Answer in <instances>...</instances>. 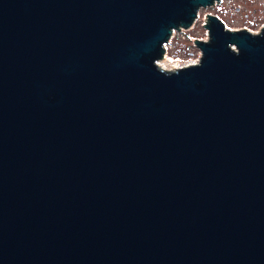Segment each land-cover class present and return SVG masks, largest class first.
<instances>
[{
  "label": "water",
  "instance_id": "water-1",
  "mask_svg": "<svg viewBox=\"0 0 264 264\" xmlns=\"http://www.w3.org/2000/svg\"><path fill=\"white\" fill-rule=\"evenodd\" d=\"M214 1L0 0V264H264V28L155 63Z\"/></svg>",
  "mask_w": 264,
  "mask_h": 264
},
{
  "label": "rangeland",
  "instance_id": "rangeland-1",
  "mask_svg": "<svg viewBox=\"0 0 264 264\" xmlns=\"http://www.w3.org/2000/svg\"><path fill=\"white\" fill-rule=\"evenodd\" d=\"M210 13L220 17L228 29H244L252 33L260 30L264 25V0H221L217 5L203 7L200 9L196 27L189 32L179 33L174 42L181 44L189 41L191 43L186 45H192L189 36L195 37L204 33L201 25ZM175 52L183 54L178 47L175 48Z\"/></svg>",
  "mask_w": 264,
  "mask_h": 264
},
{
  "label": "built area",
  "instance_id": "built-area-1",
  "mask_svg": "<svg viewBox=\"0 0 264 264\" xmlns=\"http://www.w3.org/2000/svg\"><path fill=\"white\" fill-rule=\"evenodd\" d=\"M218 3L219 2L215 0L213 5H217ZM200 9L197 12L198 18L196 17L194 24L190 28L180 27V29H174L168 41L163 44L164 51L166 52L163 53L162 58L158 59L155 62L156 66L160 70L171 73V72H176L179 69H183V68H187L191 66H197L201 64L204 54H203L202 49L198 46L196 41L209 42L211 40L210 30L205 25L209 24V15H213V14L211 13L208 14L206 17V20L202 23L201 27L204 29V33L202 35L195 36V37L189 36V39L192 41V45L190 46L186 45V44L191 43L189 41L188 43H181V44L174 42V39L177 37V35H179V33L189 32L190 30L196 27V23L199 20V16H200ZM263 28H264V25L263 27L260 28V30L256 32H252V34H259ZM176 47H178L179 51H182L183 54L176 53L175 52Z\"/></svg>",
  "mask_w": 264,
  "mask_h": 264
},
{
  "label": "bare ground",
  "instance_id": "bare-ground-1",
  "mask_svg": "<svg viewBox=\"0 0 264 264\" xmlns=\"http://www.w3.org/2000/svg\"><path fill=\"white\" fill-rule=\"evenodd\" d=\"M165 65V64H164ZM165 67H167V66H165Z\"/></svg>",
  "mask_w": 264,
  "mask_h": 264
}]
</instances>
